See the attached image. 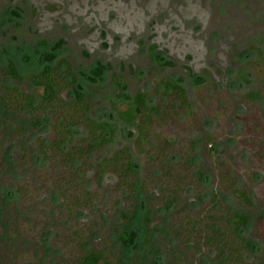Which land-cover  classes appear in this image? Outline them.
<instances>
[{"label": "rangeland", "instance_id": "374dc122", "mask_svg": "<svg viewBox=\"0 0 264 264\" xmlns=\"http://www.w3.org/2000/svg\"><path fill=\"white\" fill-rule=\"evenodd\" d=\"M62 62L89 119L114 133L76 172L49 146L38 153L57 141L61 113L9 121L0 111V264H74L84 251L101 252L100 264H210L205 227L228 211L250 217L245 263L264 264V0H0V87H18L38 108L43 89L24 79ZM9 64L22 81L6 74ZM167 80L184 88L185 103L164 94ZM137 93L160 110L146 137L119 118ZM60 98L72 103V91ZM75 131L79 145L87 129ZM121 150L135 173L98 171ZM130 226L139 237L129 250L119 237Z\"/></svg>", "mask_w": 264, "mask_h": 264}, {"label": "trees", "instance_id": "16d2710c", "mask_svg": "<svg viewBox=\"0 0 264 264\" xmlns=\"http://www.w3.org/2000/svg\"><path fill=\"white\" fill-rule=\"evenodd\" d=\"M168 64V62H164L162 65ZM62 65L60 67L46 63L37 74L26 76L24 79L32 86L43 89L44 95L38 108L31 95L24 93L16 86L13 88L4 86L0 87V111L3 118L9 121L17 118V116L22 118L25 114L43 115L45 112L61 113V121L55 126L57 141L50 145H40L38 153L41 157L42 154L46 156V149L49 146L48 149H51L52 152L54 151L58 157H61L62 162L77 172L80 170L77 168L79 160L101 151L103 147L111 142L114 126L108 122H95L89 119L87 114L90 107L86 94L78 88V80L68 64L62 62ZM61 68L63 73L60 72ZM104 70V66L97 64V67L91 73L99 77L103 74ZM6 74L14 81L20 82L23 80L12 64L8 65ZM116 85L122 91L126 89V85L119 81L116 82ZM162 86L165 95L174 93L179 102L185 103V90L179 83L167 80L165 83H162ZM65 87L72 91V103H68L60 98L61 90ZM250 96L256 98L255 94ZM158 111H160L158 107H150L147 104L145 94L137 93L131 98L127 110L119 112V118L126 125L136 128L139 136L146 137V133L148 132L147 125ZM138 117L142 120L141 123L136 122ZM43 123L44 116L42 118H34L29 123V127L38 130L42 127ZM82 125H85L87 129L86 139H81L79 145H73L74 135L77 132L75 128ZM27 131L25 127H20L15 129V134H26ZM12 135H14V130L10 132L8 137ZM2 137L4 140L5 136ZM1 141L0 144H2ZM120 161L123 164L119 163ZM117 164H121L120 168H115ZM96 166L99 172L107 168L117 173L120 172L119 175L121 174L120 176L122 177L127 172L132 174L137 170V165L133 163L126 150L115 153L113 158L104 159L96 164ZM230 187L232 194L238 197L241 201L240 203L246 206L252 205L246 192L237 190L234 184ZM4 194L7 199L12 198V193L5 192ZM249 223L250 217L247 213H229L228 211V215L214 219L208 227H205L207 232V235L204 237L205 243L215 250V256L211 259L210 264H246L244 255L246 248L249 247V243L245 241L242 234ZM145 226H142V230L146 229ZM138 237L137 229L130 226L124 230L119 240L125 249L137 248ZM104 261L105 257L101 252L84 251L75 260L74 264H100ZM127 264H133L132 260L128 259ZM151 264H158L157 259H154Z\"/></svg>", "mask_w": 264, "mask_h": 264}]
</instances>
